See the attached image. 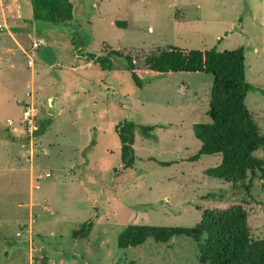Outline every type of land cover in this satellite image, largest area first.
I'll return each mask as SVG.
<instances>
[{"label":"rangeland","instance_id":"1","mask_svg":"<svg viewBox=\"0 0 264 264\" xmlns=\"http://www.w3.org/2000/svg\"><path fill=\"white\" fill-rule=\"evenodd\" d=\"M14 5L25 51L40 45L28 56L0 32V264H198L197 244L185 236L126 249L117 242L131 224L191 228L208 201L246 203L250 234L264 239V175L246 195L204 174L220 156L186 161L200 149L193 125L209 120L212 76H143L139 90L124 59L108 55L244 48L254 88L245 105L264 136V0H73L72 20L58 25L32 20L29 0ZM90 56L109 60L107 68ZM29 58L44 88L32 100ZM18 99L39 111V123L42 106L58 112L43 144L6 128L21 118V106L11 104ZM130 121L137 127L128 162L118 132ZM141 126L156 128L143 135ZM255 155L264 159V148ZM32 178L38 220L41 207L28 206Z\"/></svg>","mask_w":264,"mask_h":264},{"label":"trees","instance_id":"2","mask_svg":"<svg viewBox=\"0 0 264 264\" xmlns=\"http://www.w3.org/2000/svg\"><path fill=\"white\" fill-rule=\"evenodd\" d=\"M32 20L53 25L72 20V0H29ZM119 28L125 22L116 21ZM108 55L123 58L125 67L137 89L142 77L158 78L172 74H207L213 78L208 102V122L194 124L199 151L186 161L202 156H220V163L205 170L212 179L221 180L230 189L242 188L250 195L253 179L264 175V159L255 153L264 148V136L249 113L245 99L254 88L247 82L245 49L218 52L211 49H185L168 46L148 51H110ZM103 69L109 60L88 57ZM264 95V91L259 90ZM50 121L40 122L33 136L44 133ZM137 125L124 122L118 132L122 160L133 158V139ZM156 126H141L143 135ZM8 137L14 141L11 135ZM247 180V182H245ZM248 208L244 202H207L199 222L191 227H157L128 225L118 237V247H137L152 239L167 243L176 236H185L197 244L198 264H264V239H253L248 226Z\"/></svg>","mask_w":264,"mask_h":264},{"label":"crops","instance_id":"3","mask_svg":"<svg viewBox=\"0 0 264 264\" xmlns=\"http://www.w3.org/2000/svg\"><path fill=\"white\" fill-rule=\"evenodd\" d=\"M14 1H16V0H0V17H1L0 18V32L6 33L8 35V37L12 40V42L16 45V47L19 49V51L22 54H26V55L29 56V54L31 52H33V50H37V48L39 47L38 46L37 48H33V44L34 43H38V42H33L31 47L28 48V51H25L23 44L21 43L20 39L18 38L19 37V33H16V32H18L17 28L20 27L18 21L21 22V19H20L19 13H18L19 11L17 12V8L14 5ZM31 16H32V7H31ZM27 46H29V45H27ZM31 59L32 58H29L28 61H29V67L32 69L31 75H30V82H29L30 90H31V92H30L31 93V97H29V98L32 100V98H34V96L32 97V93L34 94V92H35V95H37V97L40 98L39 93L40 92L42 93L44 88H42L40 86L36 87V83H37L36 78L37 77L35 76V74H36L35 73V62H34L33 59H32L33 61ZM13 101H14V99H13ZM13 101H11L12 105H20L21 106L22 102L23 103H28V102H25V100H19V99H18V103L17 104L15 102H13ZM21 108H22V106H21ZM42 109H43L44 112H43V115H42V121L41 122H44V121H47V120L50 121V125L46 128L44 133L42 135L36 137L43 144L42 138L52 128V126L56 122V119L59 116V114H58V112H56L55 113L56 115H51L50 113L47 112V110L43 106H42ZM59 112H61V111H59ZM39 119H40V117H39ZM7 120H10V121L14 122V124H15V128L14 129H12L11 127L6 126V128L8 130H10L12 133H17V132L21 133V131L16 126V124L18 123V121L20 119L18 121L17 120H12V119H7ZM182 158L184 159V157H182ZM177 160H178V162H181L180 158L177 159ZM34 171L35 170L33 169V167L31 168V170H29V172L31 173L32 177L35 176L34 175ZM28 178H29V174H28ZM34 181H35V179L32 178L31 183L29 182V184H30V195H29V205L28 206H29L30 210H34V211L36 210L35 206L41 207L40 209H37V210H39V212H38L37 218L35 220H38L39 216H40L39 214H40L41 210L43 209V206H42V204H39L40 202H36L34 200V196H33L34 188L37 189V190L39 189V185H38L39 181L36 182V184L34 183ZM41 201H44V202H41V203H46L45 199H41Z\"/></svg>","mask_w":264,"mask_h":264},{"label":"built area","instance_id":"4","mask_svg":"<svg viewBox=\"0 0 264 264\" xmlns=\"http://www.w3.org/2000/svg\"><path fill=\"white\" fill-rule=\"evenodd\" d=\"M38 46V43L33 44V48H37ZM39 117V111L35 107H32L30 104L23 106L21 118L16 126L23 135L31 138L38 129ZM7 125L8 127H13L12 129L15 128L14 122L10 120H7ZM46 177H49V174H46Z\"/></svg>","mask_w":264,"mask_h":264}]
</instances>
